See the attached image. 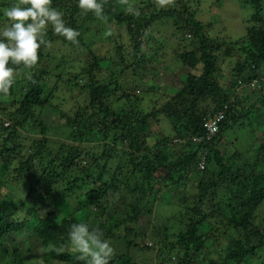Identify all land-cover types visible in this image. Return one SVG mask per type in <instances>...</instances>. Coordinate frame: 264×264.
<instances>
[{
  "label": "trees",
  "instance_id": "16d2710c",
  "mask_svg": "<svg viewBox=\"0 0 264 264\" xmlns=\"http://www.w3.org/2000/svg\"><path fill=\"white\" fill-rule=\"evenodd\" d=\"M135 1L103 0L105 22L91 12L85 15L77 0H53L52 6L64 14L66 25L80 32V43L73 46L49 30L46 39L53 50L67 51L52 56L49 63L66 71L71 54L85 51L83 55L90 58L73 76L76 96L83 97V103L71 114L56 109L54 89L47 91L41 81L50 74V64L42 63L51 46L39 50L33 68L14 66L15 83L7 96H0V164H5L0 187L9 183L6 164L17 163L9 171L16 181L21 180L24 198L16 204L0 196V264H41L40 260L83 264L68 245L71 225L88 223L89 217L76 220L74 215L81 212L94 216L98 223L95 227L88 223L90 228L100 229L111 241L115 251L110 264H145L141 256L154 252L149 264H264V127L253 123L257 118L253 106L264 110V0H240L252 14L244 21L246 35L234 42L209 37L201 22L184 14L183 1L178 2L179 9L159 11L152 0ZM2 2L0 7L7 9L15 0ZM128 7L137 9L139 15L129 14ZM160 20L171 21L177 31L192 35L194 47L177 56L190 72L166 108L144 113L135 109L117 80L131 67L144 70L155 61L141 52L140 39L143 30L152 29ZM121 26L133 44L129 55L118 43L120 36L105 35ZM96 38H105L106 46L110 45L104 56ZM237 54L233 79L228 85L222 83L220 60ZM236 88L253 90L255 104L245 107ZM121 91L126 101L114 109L108 100ZM222 111L219 131L207 141L204 122ZM162 113L173 117L171 137L160 135L157 127V116ZM61 120L68 128L67 139L47 157V125L52 129ZM29 123L41 129L43 139L26 147L27 139L21 133ZM241 131L248 132L247 141L236 139V143L239 148L247 144L246 152L231 146L234 151L227 155L221 143ZM151 138L153 146L148 143ZM115 159L116 167L108 169ZM199 163L204 170H199ZM188 183L195 194L190 206L187 199L182 200L181 231L169 241V228L164 225L159 248L148 247L136 229L141 213L170 186L181 188ZM53 199H64L70 211L60 223L54 218ZM117 206L122 210L117 211ZM158 230L157 226L151 230L153 241L160 235Z\"/></svg>",
  "mask_w": 264,
  "mask_h": 264
},
{
  "label": "rangeland",
  "instance_id": "374dc122",
  "mask_svg": "<svg viewBox=\"0 0 264 264\" xmlns=\"http://www.w3.org/2000/svg\"><path fill=\"white\" fill-rule=\"evenodd\" d=\"M8 1L10 2L11 0H0V2L4 4ZM152 1L153 6L157 11L168 10L173 7L179 9L178 2L183 1L186 6V12H184V14L193 15L195 20L201 22L205 26L204 32L212 39H218L220 42H234L243 38L246 35L247 27L244 21L249 19L252 14V10L249 7H244L240 0H165L163 5L159 3V0ZM133 3L139 4V0H136ZM4 10H6V8L0 7L1 27H3V25L7 22V18L3 16ZM114 31L115 32L111 34L116 37L120 36L121 38L118 43L125 47L128 55L131 54L133 51V44L130 41L126 29L121 26L119 27V30L117 29ZM142 35L143 36L140 39V41H142L140 50L142 53L145 52L147 54V60L155 57V61L152 60L151 65L146 63L147 65L144 67L145 71L143 70V67H138L137 69L131 67L126 73L118 76L117 82L121 86H124V92L129 95L136 110L144 113L161 111L163 108L167 107L171 97L175 96L180 91L186 76L190 72L186 66L179 64L177 56L182 54L185 49H192L194 47V44L192 46L190 44L192 35L187 34L186 31H177L171 21L168 22L165 20L156 21L154 25L152 24V29L143 30ZM104 39L105 38H101L99 41L97 38L95 39L97 45L99 43L98 47L101 46V56H104L106 49L110 48V45L106 46ZM197 43L198 40H195V44ZM50 46L51 47L45 51L46 57L42 66L47 65V63L50 62V58L52 59V56H62L63 53H67L65 50L62 51L59 49L58 51L56 47L53 50L52 45ZM95 52H97V49H95ZM85 53L86 52L84 51L83 53L71 54L66 63V71H63L64 69L61 67H59V70H56L53 62L52 65L50 63V65H47V69L50 74L47 77H43L41 81L45 84L47 91L50 92L54 89V98L52 103L59 112L61 111L63 113L71 114V112L75 111L79 104L83 103V97L76 96L77 92L74 87L76 81L73 80V76L79 74L80 71L87 65L90 58L86 55L84 56L83 54ZM238 57L239 56L237 54L234 58H227L224 59V61L220 60L219 64L224 75L222 83L228 85L233 79L234 76L232 70ZM128 64L131 65V59ZM123 69L124 68L122 67V70ZM114 71L119 73V70L116 69V67ZM58 73H62V75H59ZM101 77L104 78V76ZM107 79L108 77L106 79L104 78V80ZM16 87H20V85H16ZM249 91L242 88H236L235 90L238 99L243 100L245 103V107H249L251 104H255L256 102L255 93H252L253 90ZM122 92L123 91L119 92L115 97L112 96L108 100V105L114 109H118L120 105L126 101L124 98L125 94ZM134 95L135 97H133ZM137 99H139V101ZM204 106L206 107L207 105ZM125 107L127 108V105ZM253 110L257 117L253 123L257 127H264V110L255 105L253 106ZM157 117V127L161 132L160 135L171 137L173 135L172 127L174 125L173 117H168L163 113ZM4 122L9 124L8 121ZM53 125L56 127L53 126L54 128L52 129H50L52 125H47V128H49L47 131V137L49 140L48 152L46 153L47 157H49L51 152L55 154L59 144L63 141L65 142L68 136V128L65 126V122L61 120L60 122H55ZM25 128L26 130L22 131L21 135L22 138L24 137L27 139L25 144L26 147L31 145L33 142L41 141L43 139L41 129L38 126H34V124L29 123ZM236 129L237 127L235 130ZM247 129L250 131V128ZM152 133L153 132L148 131L147 135L150 136ZM247 134L248 132L241 131L236 135L228 137V139L221 143V149L224 150L226 147L227 155L232 153L233 148H237L239 149V152L245 153L247 144L239 148L238 143H236V139L240 142L246 143L248 138ZM148 143L150 146L155 145L154 138L148 139ZM177 151H175V153H177ZM22 155H25L24 152H22ZM117 163V159L112 160L108 169L113 170ZM14 167H17V163L11 162L6 164V172L8 173L6 175L9 177V183L7 186L0 187V196H7L16 204H20L24 198L21 188L22 182H20L21 180L16 181L17 177L9 171V169L12 171ZM4 170L5 164H0V176ZM194 194L195 192L191 183L181 186V188L170 186L167 190L161 192L159 199L154 203V205H149L139 217L138 224L136 225V229L139 233V240H143L148 247H153L157 250L159 248V241H161L162 237L161 228L166 225L168 226L169 233L171 235L169 241H173L175 236L182 229V200H184V198L187 199V205L190 206L193 204ZM164 202H168L169 204H165ZM52 210L55 212L54 218L58 223H60L62 219L66 218L70 212L64 199H53ZM116 210L121 211L122 209L117 206ZM74 216L78 222H83L87 217H89L88 223L92 227H95L98 223L95 222L94 216L88 215V212H81L75 214ZM156 226L160 228V230H158L160 235L158 234L159 236L155 238V241H153L151 230ZM129 238L131 239L132 235H130ZM116 244L121 246V242H116ZM209 244L210 241L205 245L206 248ZM154 253L143 254L140 260L145 264H149V261L151 262L152 257L155 255ZM39 262H41V264H46L42 260Z\"/></svg>",
  "mask_w": 264,
  "mask_h": 264
},
{
  "label": "clouds",
  "instance_id": "9594fccd",
  "mask_svg": "<svg viewBox=\"0 0 264 264\" xmlns=\"http://www.w3.org/2000/svg\"><path fill=\"white\" fill-rule=\"evenodd\" d=\"M159 3L163 5L165 0H159ZM52 5L53 0H16L3 11L7 22L0 27V96H7L15 83L14 66L31 69L37 64L39 50L51 44L46 39L49 30L73 46L79 45L80 32L67 26L64 14ZM77 7L85 15L91 12L106 22L103 0H77ZM127 12L139 15L133 7H128ZM105 35H111V32L106 31ZM68 245L83 264H110L115 251L103 232L90 228L86 222L71 225Z\"/></svg>",
  "mask_w": 264,
  "mask_h": 264
},
{
  "label": "built area",
  "instance_id": "2783aa9c",
  "mask_svg": "<svg viewBox=\"0 0 264 264\" xmlns=\"http://www.w3.org/2000/svg\"><path fill=\"white\" fill-rule=\"evenodd\" d=\"M224 119V112H218L212 116H209L204 122V129L206 132V140L210 141L219 131V126ZM199 168L204 169V164L200 163Z\"/></svg>",
  "mask_w": 264,
  "mask_h": 264
}]
</instances>
